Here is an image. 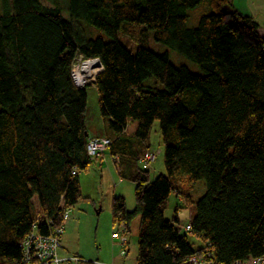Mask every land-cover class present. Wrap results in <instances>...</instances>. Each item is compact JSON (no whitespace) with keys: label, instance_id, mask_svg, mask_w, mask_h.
Returning a JSON list of instances; mask_svg holds the SVG:
<instances>
[{"label":"trees","instance_id":"trees-1","mask_svg":"<svg viewBox=\"0 0 264 264\" xmlns=\"http://www.w3.org/2000/svg\"><path fill=\"white\" fill-rule=\"evenodd\" d=\"M204 1L210 12L197 8ZM231 3L0 0V264H98L59 252L73 206L91 199L80 174L102 176L107 165L134 185L133 209L121 196L111 202L116 256L230 264L264 254V35ZM149 31L203 73L152 51ZM79 59L101 65L82 87L72 76ZM156 122L161 148L148 141ZM94 140L107 143L92 154ZM161 154L164 173L151 178ZM172 192L193 204L188 221L164 216ZM48 239L55 253L38 255Z\"/></svg>","mask_w":264,"mask_h":264},{"label":"rangeland","instance_id":"rangeland-1","mask_svg":"<svg viewBox=\"0 0 264 264\" xmlns=\"http://www.w3.org/2000/svg\"><path fill=\"white\" fill-rule=\"evenodd\" d=\"M206 1L203 5L197 6L198 9L204 7V13L210 12L209 8L205 9ZM196 9L195 11H198ZM263 21V18H259ZM255 21L260 25V21ZM189 24H195L188 23ZM260 34L264 33L259 30ZM96 33H100L96 31ZM149 40L148 47L157 53L167 52L171 62L175 66H186L192 72L197 74H202L203 72L197 64H195L191 59L181 55L169 44L157 42L153 38L152 31H149ZM125 40V41H124ZM122 42L126 44L131 50H135L137 43L135 40L123 36ZM81 70L86 68V72L83 75L82 81L84 78H87V82L93 80L95 73L99 69V66L89 65L88 63H82L79 65ZM79 79V76H76ZM75 77V78H76ZM76 78V79H77ZM80 81V83L82 82ZM86 84V83H85ZM84 84V85H85ZM90 102H93V99H90ZM148 141L154 147L161 148L160 143V134L157 127V122L152 127ZM94 167V166H93ZM114 170V167H112ZM82 172L80 174V180L82 185V192L90 197L91 199L87 201H82L73 206V211L71 214V219L66 226L64 232L65 235H61V242L63 248H61L60 254H76L80 253L87 260L96 262L97 260L100 263H109L111 257L118 254V249L116 245L112 247V238L111 232L117 227L112 220L111 213V202L113 196H121L125 199V205L128 210L134 208L135 199H134V185L129 180L118 181L116 177V172L114 170V179H109V176L102 178L101 174L92 172ZM159 173H164L163 157L162 154L158 156L157 160L153 164V168L150 170V177L154 178ZM202 186V191L200 187ZM198 189V191H197ZM205 192L204 180L200 179L194 185V190L192 191V196L194 200H197ZM92 200V201H91ZM193 204L187 205L181 198H179L175 192L170 193L166 200V205L164 209V216L168 219H172L177 214L180 216L181 220L186 222L189 220V214L191 212ZM139 215L133 218L131 223L130 231V241L134 246L136 243V232L139 224ZM121 223L119 226L121 227ZM63 236V238H62ZM188 238L193 242V246L197 247L202 244L200 240L195 239L193 235L188 234ZM64 242V244H63ZM123 250V248L121 249ZM120 256H123L120 254ZM119 256V257H120ZM125 258V256H124ZM118 262V260H114Z\"/></svg>","mask_w":264,"mask_h":264},{"label":"built area","instance_id":"built-area-1","mask_svg":"<svg viewBox=\"0 0 264 264\" xmlns=\"http://www.w3.org/2000/svg\"><path fill=\"white\" fill-rule=\"evenodd\" d=\"M96 61H98V60L97 59H88V60L79 59L78 60V63H76L75 66L72 69V76H73V79H74L76 85H78L79 87H82L88 81L87 78H84L83 81H82L83 75L86 72V70H85L86 68H82V70H81L79 65L86 62L89 65L93 64V65L97 66ZM100 69H101V65H99V69L97 70L96 73H98L100 71ZM76 76H79V79ZM80 81H82V82L80 83ZM106 143H107V141H103V142L96 141V140L92 141L89 144L90 153H92V154L97 153L98 150H101V149L104 148ZM148 158H153V155H149ZM119 232L118 233L117 232L112 233V236L117 238ZM124 241H125V237L121 236L120 237V242H121L120 244H123ZM29 244L30 243H27V245H29ZM55 248H56L55 240L54 239H48L47 241H43V242L37 244L36 247H35V252L38 255H40V256H44V255L50 256V255L55 253ZM189 263L190 264H213L210 261H206V260H204L202 258H195V257L191 258ZM49 264H66V263H64L63 260L58 259V258L55 257L52 260V262H50ZM230 264H264V254L260 258H257L256 260L246 258V259H243V260H236V261H234V262H232Z\"/></svg>","mask_w":264,"mask_h":264},{"label":"crops","instance_id":"crops-1","mask_svg":"<svg viewBox=\"0 0 264 264\" xmlns=\"http://www.w3.org/2000/svg\"><path fill=\"white\" fill-rule=\"evenodd\" d=\"M231 7L239 10L240 12H242L245 15L251 16L252 18H254L256 20H259L261 22L259 25L260 30L264 33V0H232ZM260 17L263 18V21H261L259 19ZM95 121L97 122L96 118L94 119V123H95ZM88 122H91V121L88 120ZM97 169L92 172L93 175H95V173L98 172ZM114 174L115 173H114L112 166L107 165L106 167L103 168L102 178H104L105 176H107V177L109 176V179H114ZM116 179H118V178L116 177ZM111 260H113V261L118 260V263L119 262L124 263V261L127 264H134L135 263L134 255L132 254V251H131V253H129V255L126 258L113 255L111 257Z\"/></svg>","mask_w":264,"mask_h":264},{"label":"bare ground","instance_id":"bare-ground-1","mask_svg":"<svg viewBox=\"0 0 264 264\" xmlns=\"http://www.w3.org/2000/svg\"><path fill=\"white\" fill-rule=\"evenodd\" d=\"M261 256H262V255H258V256H251V255H248V256H246V258L256 260L257 258H260Z\"/></svg>","mask_w":264,"mask_h":264},{"label":"water","instance_id":"water-1","mask_svg":"<svg viewBox=\"0 0 264 264\" xmlns=\"http://www.w3.org/2000/svg\"><path fill=\"white\" fill-rule=\"evenodd\" d=\"M96 64H97V66H99V65H100V63H99L98 61H96Z\"/></svg>","mask_w":264,"mask_h":264}]
</instances>
